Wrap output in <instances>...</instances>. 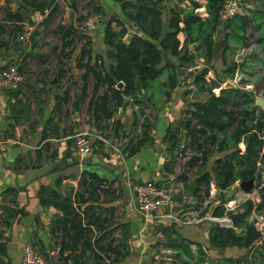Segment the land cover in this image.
<instances>
[{"label": "trees", "instance_id": "obj_1", "mask_svg": "<svg viewBox=\"0 0 264 264\" xmlns=\"http://www.w3.org/2000/svg\"><path fill=\"white\" fill-rule=\"evenodd\" d=\"M8 0H5L7 2ZM30 13L37 12L42 18L38 22L41 31H35L30 35V40L35 45L34 36L46 31L49 20L57 16L60 11L58 0H20ZM71 11H77L79 0H63ZM121 8V15H107L98 0H86L85 6L100 18H105L103 43L107 49L106 54L110 59L109 64L103 62V58L92 53L91 37L83 31H78L72 24H58L54 33L59 34L62 42L61 53L64 50L71 51V47L77 39H83L80 48L77 66L86 72V78L82 82L80 94L76 95L73 107L78 109L87 97V80L92 78V95L89 99L87 112L93 114L94 121L101 122L111 120L115 136H122L123 125L114 119L117 110L128 102L137 106L133 113L136 120L135 128L139 131L129 137L123 152L126 156L136 154L146 144L152 142V115L146 113V109H156L160 102L166 103L172 91L179 85V76L182 68L193 64L195 55L186 44L197 43L194 50L199 51L200 45L205 46L207 60H211L216 53L215 36L223 31L221 61L224 65L221 78L207 83L206 74L208 68L191 73L189 79L201 94L206 93L205 99H197L189 102L183 109L180 117L167 129L165 142L168 153H173L178 148L180 134L183 133L184 146H194L201 151V157L192 156L190 163L200 159L201 170L189 182L184 175L179 176L185 187L191 191V195L201 203L200 194L209 196L210 183L214 181L219 191H225L236 181L242 182L254 178L256 186H259V203L255 204L250 199L246 200L241 209L227 211L224 202L213 207L204 208L200 216L206 213L215 217L229 215L233 227H224L215 222H210L208 231L209 245L220 249L226 247H242L245 253L237 258L217 260L216 264H264V237L249 221V217L255 208L264 215V184L261 186V176L264 173V151L255 161L242 152L239 147L241 142H251L254 147L261 150L264 147V110L254 105L255 98L249 91L229 87H220L221 83L233 79L237 71V63L226 62L227 52L233 50L232 42L238 43L241 48L247 47V37H253L258 31L257 42H260L264 51V18L257 12L247 10L238 13L226 23H221L218 12L221 0H205L207 16L202 18L196 9L201 7L197 1L191 0V6L174 7L169 11L166 24L163 19L165 0H113ZM249 11V12H248ZM249 14H248V13ZM5 17L14 20L11 30L22 34L21 25L27 23L33 25L29 15L21 16L20 13L6 12ZM86 16L77 19L83 21ZM135 23L142 35L131 33V38L126 41L130 33L127 21ZM255 21V26L252 22ZM182 24V26L180 25ZM166 28V29H165ZM260 32V33H259ZM184 33L185 39L181 44L178 34ZM85 40V41H84ZM239 47V48H240ZM68 52V53H69ZM169 57L177 59L176 64ZM59 59V58H58ZM263 60V59H262ZM17 65L19 72L24 71V63ZM9 65V64H8ZM245 64L241 67L244 68ZM5 67L0 68V71ZM26 69V68H25ZM65 71L58 70L57 80L64 76ZM166 73L165 80H160ZM122 82L123 87L117 88V83ZM56 85V84H54ZM219 87V93L212 89ZM67 95V92H66ZM138 122L140 125H138ZM106 125L102 126L105 127ZM42 139L45 138L41 134ZM216 154L209 169L206 168L208 158ZM173 162L166 161L165 172H173ZM82 190L73 196L61 195L56 191L44 192V199L40 200L41 206H50L58 211L49 224V231L54 244L64 247L69 252V264H116L124 260L130 254V228L129 223L116 221L115 207L109 205L118 199L119 194L111 189V183L106 182L98 174L91 171H83L80 178ZM9 191V190H7ZM9 209V208H8ZM22 209H10L5 211L4 218H0V226H8V218L22 215ZM172 227V228H171ZM119 229V235L115 231ZM165 234L164 247L170 248L172 253L162 257L155 264H206L209 259L206 252L199 249L197 254H192L190 242L180 238L178 232L169 226L162 229ZM200 248V247H199ZM47 264H66L57 259L53 262L41 249ZM5 258V241L0 230V261ZM208 258V259H207ZM252 258V262L249 261ZM168 262V263H166ZM4 264H8L7 260Z\"/></svg>", "mask_w": 264, "mask_h": 264}, {"label": "crops", "instance_id": "obj_2", "mask_svg": "<svg viewBox=\"0 0 264 264\" xmlns=\"http://www.w3.org/2000/svg\"><path fill=\"white\" fill-rule=\"evenodd\" d=\"M61 1L64 2L63 0L57 1L59 6ZM98 2L107 15H110V12L111 15L112 13L118 15L116 13L118 9L121 12L120 5L113 0H98ZM66 6L65 9L68 8L71 15L75 14L68 5ZM176 6L180 7L177 0L164 1V24L168 21L170 9ZM245 7L247 10L257 12L260 17L264 18V0H250V3H245ZM203 8L204 13L198 12V10L196 13L205 18L207 13L205 7ZM29 11L28 7H25L20 0H8L7 2L0 0V68L6 67L8 64L15 65L17 62H22L27 70V72L17 70L22 79L16 89L5 90L0 87V218H4L5 211L12 208H20L23 211L21 216L13 215V217L8 218L9 225L7 227L0 226L5 241V258L0 261V264H4L6 260L8 264H21L22 246L29 241L35 242L38 248L47 254L53 262H56L57 259L65 262L58 254L61 246L58 244L54 246L49 231L51 220L59 213L50 206H41L40 196L44 199L43 193L49 190L64 196H73L83 188L80 184L83 171L94 172L106 182L111 183V189L116 194L121 189V197L109 205L115 207V212L117 209L126 212L121 218H118L116 214L115 219L120 223H129L130 254L126 259L116 264H141L148 261L149 256L160 249L167 250L166 254L172 253L170 248L164 247L162 244L165 241V234L162 229L169 226L175 228L180 238L190 242L192 254L196 255L199 249L206 252L209 258H207L206 264H216L217 260L223 262V259H233L243 255L246 250L242 247L220 249L211 247L208 241L210 222L204 221V219L181 227H177L158 216L144 219L137 214L133 200H129L132 199L129 184L154 181L168 185L175 180L174 167L173 172L164 171L166 161H171L175 157V153H168L166 150L165 136L168 127L177 121L186 105L195 101L194 96L197 99H205V94L196 93L198 89L191 84L193 79L177 86L166 103L160 102L156 109H146L147 113L152 115V142L146 144L136 154L126 156L123 150L129 137H125L124 132L126 135H132L129 130L135 127L136 120L133 113L137 111V106L128 102L114 114V119L119 120L123 125L122 130L124 132H120L122 135L120 137L114 135L113 128L110 126L111 120L106 122L103 120L98 127L99 121H94L93 114L87 112L89 99L92 95V92L89 95L88 81L90 79L87 80V97L78 109H75L73 103L76 95L80 94L82 82L85 80L82 79L84 72L79 76L78 91L71 93V84L66 87L63 80L66 72L59 80L51 83L54 75L57 78L58 70H64L62 66L60 65L56 69L48 68L49 71L45 70L46 68L42 66V55L36 52L38 48L32 46V40L30 46L26 47L24 43L19 41L17 32L11 30L12 25L18 23L5 17L6 12H17L21 16L27 14L33 21V25L30 26L38 29L36 31H41L42 26L37 25L34 18L35 15H39L40 18L42 16L37 12L30 13ZM255 24L253 21L252 25L255 26ZM127 25L131 29L130 35L131 33L142 35V32L132 22L127 21ZM180 25L182 26V24ZM262 27L264 34V25ZM95 30V34L89 33L92 38L95 37L91 41L92 53L100 55L103 62L109 64L110 59L106 54L108 48L103 43L104 25L101 24ZM46 33L47 31H43L38 37ZM255 34L258 36V31ZM178 38L182 44L185 39L184 33H179ZM197 45V43L190 42L186 44L195 58L193 64L182 68V71H192L199 60L206 58L205 46L199 44L200 50L195 51L194 48ZM256 45H258V47L256 46L258 50L259 47L262 48L263 46L260 42H257ZM32 60L39 63L42 61L39 66L42 67L43 72L36 76L37 81L30 83L31 81L28 80L31 74H29L28 62ZM169 60L174 64L178 63L175 57H169ZM262 62L264 64V60ZM261 66L263 67L262 63ZM243 75L250 76L251 79L254 77L249 73H243ZM180 79L181 76H179ZM26 81L28 83H25ZM84 106L86 107L83 108ZM103 125L106 126L102 129ZM139 129L140 127L137 130ZM80 132H88L91 135L100 134L109 141V145L91 138L92 151L88 155L80 157L76 153L74 145V136ZM41 134H44V139H42ZM111 145L117 147L120 152L111 151ZM179 182L182 189L186 188L183 182ZM215 187L214 183L213 188L215 189ZM175 190L177 191V189ZM180 193L178 192V195ZM178 195H176L175 200L180 206V202L185 203V201L180 200ZM189 198L188 204L191 203V206L188 211L194 212V207H198L200 202L193 197ZM235 201H232L234 206ZM204 202L206 205L209 201L205 200ZM115 233L118 236L119 229ZM157 241L159 244L155 246ZM54 252L57 255H54ZM64 253L69 252L64 250Z\"/></svg>", "mask_w": 264, "mask_h": 264}, {"label": "rangeland", "instance_id": "obj_3", "mask_svg": "<svg viewBox=\"0 0 264 264\" xmlns=\"http://www.w3.org/2000/svg\"><path fill=\"white\" fill-rule=\"evenodd\" d=\"M192 1L199 2L201 4V7L197 8L196 10H198V12L201 11L204 13L203 7H204L205 0H192ZM177 2H178L180 7H182V6L187 7V6H191V4H192L191 0H177ZM85 3H86V0H79L78 6H77V11L75 12V14L71 15L70 10L68 8L65 9V7H67L66 6L67 4H65L64 2L61 1V3H60L61 10L57 14V16L52 18V20H50L46 25L45 29H46L47 33L41 35L40 37H38L39 34L35 35L34 39H35L36 43L34 46L32 45L33 47L38 48L36 50V52H39V54L42 55V59H41L43 61L42 66H44V68H46L45 70H48V68L49 69L50 68L56 69L60 65L62 66V68L66 72L63 80L65 81L66 87L71 84V88H70L71 93L74 91H78L77 88H78L79 80H80L79 76L81 75V73H83V68H80L77 66V58L79 57L80 48H81V45L83 43V39H80V40L77 39L76 42L74 43L73 47H72V50L70 52L68 50H64L65 53L62 54L61 53L62 42L60 40L59 34L57 35L56 33H54V29H56V26L58 24H63V25L72 24L79 32L83 31L84 33H87V34H89L90 32H91L90 34H92V33L95 34V31H96L95 29H97L101 24L103 25L105 18L101 17L100 20L98 21V23L96 24L95 28L92 29V31L88 30L85 26V21L87 18L83 21H79L77 19L79 16H86L87 15V17H89L90 15L94 14L91 12V10L89 8H87L85 6ZM245 3L246 4L250 3V0H241V10L242 11L245 10L244 9ZM116 13H118V15H121L120 9H118V11ZM110 15H111V12H110ZM112 16H117V14L112 13ZM34 19L37 21V25H38V22L41 20L40 16L35 15ZM21 28H22V33L26 34V38L24 40H19V41L24 43V45L26 47H29L30 41H31L30 35L38 29H35L34 27L29 26L27 23H23L21 25ZM47 28H48V30H47ZM92 39H95V37H93V38L91 37V41H92ZM215 40H216V43H218V44L216 46V53L213 55V58L211 60L210 59L207 60L206 58H203L201 61L199 60L198 64H195L196 67L192 71L191 70L190 71H182V75H181V79H180L181 83L188 82L189 77L191 76V73L198 71V70H201L203 68H208V73L206 74V79H207V83L209 85L212 84L211 83L212 81H215V80L221 78L222 70L224 68V65H223L221 58H220V54H221L222 49H223V46H222L223 31H220L218 33V35L215 36ZM247 40H248L249 46L241 48L238 43L232 42L231 44H232V47L234 49L227 52L226 62L229 63L230 61H234L237 63L238 66H237V71H236L235 75L239 78V80H237L238 86L236 84H233L231 81H229V82H231L233 85L230 83L229 84H230V86H232L234 88L249 91L251 93V95L253 96V98H258V97L264 98V64L262 62V59L264 60V51L260 47H259V50L257 49L258 45H256L257 44V35L256 34H253V37H251V36L247 37ZM100 51H102V50H100ZM58 58H59V60H58ZM260 62L262 63L263 67L261 66ZM40 63L37 62L36 60L35 61L32 60V61L28 62V64H29L28 67L30 70L29 74H31V76L29 75L30 77L28 80V81H31L30 83H32L33 81H37L36 76H39V74L43 72L42 67L39 66ZM18 64L19 63L15 64L14 66H17ZM243 64H245L244 68L241 67ZM22 69L25 72H27L25 67H23ZM243 73L252 74L254 77H253V79H251L252 77L245 76V75H243ZM165 76H166V73H164L161 76L160 80H163L165 78ZM88 79H90L88 81L89 95H90L93 81L90 78V76L88 77ZM229 80H233V79H229ZM227 81L228 80H226L225 82H227ZM225 82L221 83L220 87L224 86ZM25 83H28V82L26 81ZM18 86H19V84H18ZM21 87H22V84H21ZM219 89H220L219 87L213 88L212 91L215 94H218ZM11 90H13V89H11ZM204 94H205L204 98H206L207 94L206 93H204ZM193 99H195V98L193 97ZM85 104H86V102L84 103V105ZM85 107L86 106H84L83 108H85ZM146 113H147V110H146ZM176 124H177V122H176ZM138 125H140L139 122H138ZM138 128L134 127V129H130L129 131L133 135L134 133L136 134L139 131V130H137ZM246 145L247 144L245 142H241L239 144V147L242 150V152L244 151V148ZM111 151H113V150L111 149ZM263 151H264V147L262 148V150L260 149V154L258 157L261 156ZM173 153H175L174 154L175 155L174 162H173V167L175 169V180L171 184H168V185L174 190V196L178 195V192H181L178 195V197H180V200H184L185 203L180 202V204H179L180 206H178L177 210L181 211L182 214H186L188 216L187 211L189 210V208L191 206V203L188 204V202L190 201L189 197H193V198H195V197L191 195V191L188 190L187 188H183V189L181 188L179 181H181V182H183V181L181 179H179V176L184 175L185 177H187V179H188L187 183H189L196 176L197 171L201 170V168H202L200 159L193 162V163H190V164H189V161L191 160L192 156L201 157L202 154H201V151L195 149L194 146H189V145L184 146L183 133L180 134L179 142H178V148H176L175 152H173ZM215 155L216 154H212L208 158L207 165H206L207 169H209V167L211 166ZM260 182H261V186H262V184H264V173L261 176ZM183 184H184V182H183ZM213 185H214V182H212L209 186V196H205V194L203 192L200 194V198L202 201L200 204H198V207H194L195 211L190 213V216H197V215L200 216V213L204 208L210 209L214 205L219 204L221 202L222 203L224 202L226 204V206H228V207L232 206L233 210H235L237 208L241 209L243 204L248 199H250L255 204L259 203V201H260V196L258 193L259 192V186H256L255 180H254V186L249 192H244L240 189V182L239 181H236L230 188H228L227 190L222 191V192L221 191L219 192L216 187L214 189ZM175 189H177V191ZM118 194H119V197H121V195H122L121 189H120ZM118 194H116V195H118ZM183 196H185V197H183ZM176 198H177V196L175 197V199ZM129 200L132 201L131 198ZM205 200L209 201L208 203H206V205H204ZM233 200H236L235 206H234V203L232 202ZM253 211L255 212L256 216H261L264 218L262 211H256L255 208H253ZM188 212H190V211H188ZM125 213L126 212L121 210V209H119V210L117 209V211H116L118 218L123 217ZM205 215H209V213H206ZM253 220L255 221V217H249V221H253ZM204 221H208V220L204 219ZM175 226L181 227L183 225H176L175 224ZM155 244H157L155 246H158L159 242L157 241ZM54 246H56V244H54ZM167 252L168 251L165 249H162V250L160 249L159 251L157 250L155 254H151L149 256L148 261L143 262L141 264L159 263L161 261L162 257L165 256V254ZM54 255H57L56 252H54ZM249 261L252 262V258H249ZM166 263H168V262H166Z\"/></svg>", "mask_w": 264, "mask_h": 264}, {"label": "built area", "instance_id": "obj_4", "mask_svg": "<svg viewBox=\"0 0 264 264\" xmlns=\"http://www.w3.org/2000/svg\"><path fill=\"white\" fill-rule=\"evenodd\" d=\"M221 7L218 12V18L221 23H226L232 19L238 13H240L241 0H221ZM99 21V17L96 14H92L87 17L85 26L88 30L95 28ZM26 34L22 33L18 36L19 40H24ZM21 75L17 71L16 66L10 64L7 65L3 70L0 71V87L5 90L16 89L18 84L21 82ZM239 78L235 75L233 80H228L230 84H236L238 86ZM231 81V82H229ZM226 83V82H225ZM232 84V85H233ZM99 140L109 145V141L102 135L96 134L91 135L88 132H80L74 136V145L76 153L82 157L88 155L92 151V139ZM8 142L10 140H7ZM110 148L115 152L120 150L111 145ZM132 192V200L138 215L144 219L158 216L171 224L176 225H187L194 221H200L207 219L209 222H215L224 227H233L232 221L229 215L226 213L222 217H215L211 214L205 216H190L192 211L182 214L178 211V204L175 200L174 190L166 184H159L154 181H144L134 185L129 184ZM225 210L232 211L224 204ZM232 209V210H231ZM192 215V214H191ZM193 217V218H192ZM250 217H255V221H251L255 228H257L264 237V218L256 216L255 212L252 211ZM21 264H46L43 255L39 252L38 246L35 242L29 241L22 246Z\"/></svg>", "mask_w": 264, "mask_h": 264}, {"label": "water", "instance_id": "obj_5", "mask_svg": "<svg viewBox=\"0 0 264 264\" xmlns=\"http://www.w3.org/2000/svg\"><path fill=\"white\" fill-rule=\"evenodd\" d=\"M133 24L135 27H137L135 23H133ZM138 30H140V29L138 28ZM130 38H131V35L128 34L126 36V41H129ZM85 77H86V72L83 73L82 79H85ZM56 81H57V78H56V75H54L50 82L54 83ZM229 86H230V84L228 82H226L224 84V87H229ZM122 87H123V83L118 82L117 88H122ZM196 93L199 94V91L196 90ZM254 105L257 107H260L262 110H264V98H262V97L255 98ZM244 153L246 155H248L249 157H251L252 159H254L255 161H257L258 156L260 154V148L259 147L254 148L252 143L249 142V143H247V145L244 148ZM253 186H254V178H250L246 181L240 182V189L244 192H249L253 188ZM58 254L67 264H69V259H70L71 255H70V253H66V254L64 253V247L63 246H61L59 248Z\"/></svg>", "mask_w": 264, "mask_h": 264}]
</instances>
